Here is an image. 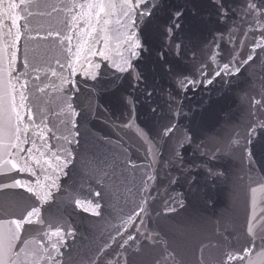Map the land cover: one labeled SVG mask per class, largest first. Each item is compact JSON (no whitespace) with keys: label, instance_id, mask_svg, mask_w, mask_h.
Instances as JSON below:
<instances>
[{"label":"snow or ice","instance_id":"1","mask_svg":"<svg viewBox=\"0 0 264 264\" xmlns=\"http://www.w3.org/2000/svg\"><path fill=\"white\" fill-rule=\"evenodd\" d=\"M210 3L215 20L179 38L184 10L168 0H0V264H185L178 246L189 240L195 264H264L254 200L249 214L245 197L242 223L217 222L209 236L195 222L167 224L186 207L183 194L159 198L182 179L196 183L194 168L214 185L233 182L236 199L240 185L264 190V0ZM157 32L164 45L150 64ZM258 60L259 92L241 97L251 119L213 141L187 93L218 79L230 86ZM105 97L127 113L103 121L110 134L93 124L111 110ZM188 147L198 161L185 159ZM224 158L243 175L233 181L215 163ZM82 213L92 234L74 257Z\"/></svg>","mask_w":264,"mask_h":264},{"label":"water","instance_id":"2","mask_svg":"<svg viewBox=\"0 0 264 264\" xmlns=\"http://www.w3.org/2000/svg\"><path fill=\"white\" fill-rule=\"evenodd\" d=\"M169 8H178L184 10L183 27L177 34L179 38H185L192 27L199 23L201 18H206L209 21L215 20L214 8L212 7L210 0H168ZM157 19H166V16L162 17L160 13H157ZM239 21V17L236 18ZM231 21L228 22L231 26ZM241 29L247 27V25L240 24ZM251 39V37L249 38ZM164 45V35L162 32H157L154 43L152 45L153 52L148 57V63H158L156 58V52L160 50ZM167 59L170 62L175 60L171 54ZM260 76L261 66L259 60L248 72H245L238 81H234L230 86L224 85L219 79L207 88L201 87L195 92H188L187 99H185V105L190 107L196 113L197 121H205L203 134L211 138L215 142H224L227 138L233 134V130L239 125L243 124L247 120L251 119L249 116L250 107L248 102L241 99V97L247 92L249 95L259 92L260 89ZM159 83V77H156ZM162 87L165 92L171 90V83L164 82ZM105 104H108L111 108L110 111L103 112L98 119L93 120V124L97 129L102 132L109 133L110 130L104 125L103 121L108 119L109 121H115L119 124L122 120L127 118L126 110L115 107L111 104V100L105 97ZM137 116L140 122H145L149 119L148 109L143 99L138 105ZM137 121V122H139ZM187 123V121H185ZM132 133H129L131 135ZM128 140V136L124 137ZM133 152V158L142 155L143 149L140 153L135 151V148L131 149ZM185 159L188 161L197 160L198 153H195L193 147H188L185 153ZM138 163L141 161H137ZM215 163L223 164L229 172L233 181L237 175H243L240 171L238 162L230 161L228 158H224L221 161ZM257 172L259 173V166H257ZM264 174V173H261ZM173 176L178 175L175 171L172 172ZM193 176L196 183L189 185L185 180H181L179 184L169 187L167 193L161 189L160 199H166L168 196H175L177 193L183 194L186 207L184 209H178L177 214H170L173 219L168 221V225L179 224L186 221L197 223L203 235H211L217 222L224 223L225 221L236 220L237 224L243 222L244 209H245V197L247 198V210L251 214L253 210V200L255 201V212L259 214L264 209V190L257 188L255 194L247 192L244 185L239 186V199L235 198L236 185L233 182L214 185L212 180L207 177L206 172H201L198 169H193ZM247 177L245 178V183ZM163 185L168 187L167 180H163ZM207 192L211 197V200L205 203L201 198V194ZM156 195V193H153ZM214 201V203H213ZM70 211V210H69ZM88 214H81V216L73 217L80 225L81 241H78L73 247V256L76 257L79 252L83 255V245L88 241L84 237L91 236L90 221L86 219ZM149 228L155 224V219L147 221ZM165 226V231H167ZM69 243H72L69 241ZM180 256L184 259L185 264H195L198 253L194 250V241L189 240L187 244L180 243L178 246ZM211 256H216V251L211 250L207 253ZM150 258V257H149ZM122 259V258H121Z\"/></svg>","mask_w":264,"mask_h":264}]
</instances>
